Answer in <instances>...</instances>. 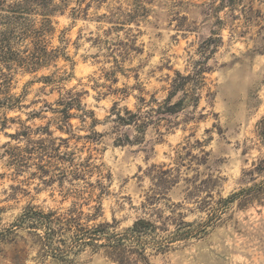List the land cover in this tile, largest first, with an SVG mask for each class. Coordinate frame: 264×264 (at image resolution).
I'll list each match as a JSON object with an SVG mask.
<instances>
[{"label":"rangeland","instance_id":"obj_1","mask_svg":"<svg viewBox=\"0 0 264 264\" xmlns=\"http://www.w3.org/2000/svg\"><path fill=\"white\" fill-rule=\"evenodd\" d=\"M220 1L53 0L45 45L55 54L34 71L10 59L31 45L0 18V264H117L105 248L70 261L47 253L14 227L29 206L76 207L118 233L150 220L164 245H149V264H264V0ZM177 73L201 81L189 99L176 92L175 127L117 143L113 109L164 102ZM68 94L77 103L61 125ZM24 128L44 148L12 137ZM177 226L184 234L169 240Z\"/></svg>","mask_w":264,"mask_h":264},{"label":"trees","instance_id":"obj_2","mask_svg":"<svg viewBox=\"0 0 264 264\" xmlns=\"http://www.w3.org/2000/svg\"><path fill=\"white\" fill-rule=\"evenodd\" d=\"M243 1V0H240ZM217 7H225L233 4L234 0H221ZM62 3L66 5L65 0ZM59 6L53 4V0H22L8 4V0H0V18H7L10 22V34L28 41L31 48L26 51L28 55L21 57L16 52L11 51V60L22 65V67L34 71L46 64L55 52H48L45 45V37L52 31V22L49 19L50 13L56 12ZM138 7L136 11H139ZM245 11V10H244ZM4 13V14H2ZM42 16L40 25L37 26L33 20L34 15ZM214 39L204 41L203 45H208ZM201 73L194 75H182L177 73L176 79L171 85V92L168 98L159 103L154 97L150 100L140 98V106L135 112L125 109L121 111L118 106L113 109L114 129L120 134L116 140L121 146L132 143H145V137L148 129L151 127L159 136H163L162 129L166 132L172 130L173 126L170 118L183 111L184 100L172 102L176 96V92L183 91L185 99L190 98V90L187 88L191 82L199 85ZM68 100H62L61 109L57 111L60 115L59 121L62 125L72 118L69 113L70 107L75 105L77 101L71 94H68ZM7 121V120H6ZM134 133L131 138L129 132ZM13 138L20 141L24 139L26 143L38 148H44L45 140L38 138L33 139L32 133L28 128H24L20 134L12 135ZM260 137L264 140V125L261 127ZM62 141V140H61ZM252 190V188L242 190L234 194L224 203L244 195ZM92 215L85 214L82 210L72 207L66 213L58 214L57 212H42L34 207H27L23 214L18 216L15 226L18 229L29 230L35 233L39 238L40 246L47 253L64 261H70L75 254L83 251L85 248H91L93 252L105 248L108 257L117 264H136L132 261L128 253H139L149 264L147 251L149 245L158 244V251L163 250L164 244L161 236L159 237V228L156 224L147 219H138L133 226L122 233L111 231L109 223L90 225ZM185 225V224H183ZM178 227V226H177ZM183 227V226H182ZM182 227H178L176 234H172L169 240L181 237ZM162 230V229H160ZM13 231V230H11ZM10 231V232H11ZM164 231V230H162ZM167 231V230H165ZM152 238L153 242H149Z\"/></svg>","mask_w":264,"mask_h":264}]
</instances>
